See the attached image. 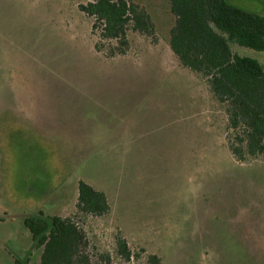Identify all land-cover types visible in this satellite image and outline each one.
<instances>
[{"label": "rangeland", "instance_id": "374dc122", "mask_svg": "<svg viewBox=\"0 0 264 264\" xmlns=\"http://www.w3.org/2000/svg\"><path fill=\"white\" fill-rule=\"evenodd\" d=\"M87 1L0 0V264L39 263L22 222L39 212L71 216L92 264H119L117 237L139 254L122 264H264V156L231 155L225 106L169 48L168 0H131L152 31L129 30L125 53L94 49ZM79 180L107 213H77Z\"/></svg>", "mask_w": 264, "mask_h": 264}, {"label": "trees", "instance_id": "16d2710c", "mask_svg": "<svg viewBox=\"0 0 264 264\" xmlns=\"http://www.w3.org/2000/svg\"><path fill=\"white\" fill-rule=\"evenodd\" d=\"M174 22L169 48L178 62L204 78L213 97L227 113V146L237 161L264 156V69L254 58L233 53L229 42L264 51V14L241 9L226 0H168ZM79 9L90 19L98 39L125 53L129 30L150 34V16L131 0H89ZM118 45V46H117ZM77 213L102 215L109 204L104 192L79 180ZM23 225L35 246L41 248L38 264H92L86 236L71 216L26 214ZM119 264L137 259L123 237L116 238ZM102 262L110 263L109 255ZM142 264H161L156 254H147Z\"/></svg>", "mask_w": 264, "mask_h": 264}]
</instances>
